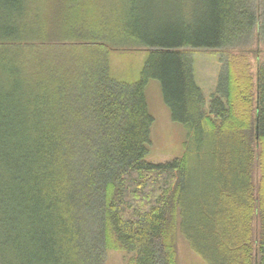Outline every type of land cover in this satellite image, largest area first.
<instances>
[{
	"label": "trees",
	"instance_id": "obj_1",
	"mask_svg": "<svg viewBox=\"0 0 264 264\" xmlns=\"http://www.w3.org/2000/svg\"><path fill=\"white\" fill-rule=\"evenodd\" d=\"M257 21L255 0H0V264H179V233L206 264H264V65L227 55L206 110L191 53ZM131 47L142 68L116 71ZM151 79L186 129L168 162L146 159Z\"/></svg>",
	"mask_w": 264,
	"mask_h": 264
},
{
	"label": "rangeland",
	"instance_id": "obj_2",
	"mask_svg": "<svg viewBox=\"0 0 264 264\" xmlns=\"http://www.w3.org/2000/svg\"><path fill=\"white\" fill-rule=\"evenodd\" d=\"M255 7L258 21L249 38H245L234 47L191 50L194 59L195 77L205 94L206 110L209 108L211 97L216 93L223 60L227 55L236 54L245 56L250 64L254 81L257 78L259 69L264 65V0H255ZM148 53L149 51L144 47L114 49L110 52V61L113 68L120 73H137L142 68ZM146 98L149 112L154 118L150 131L151 142L146 159L161 163L182 157L184 155L186 129L181 123L172 119L171 111L163 98L160 81L156 79L148 81L146 85ZM253 178L258 188L262 178V170L258 157L253 168ZM253 228L255 241L258 242L260 219L257 211L253 221ZM177 255L179 264H206L191 249L189 243L180 233L177 235ZM130 256L131 254L122 249H112L108 251L105 263L127 264Z\"/></svg>",
	"mask_w": 264,
	"mask_h": 264
}]
</instances>
